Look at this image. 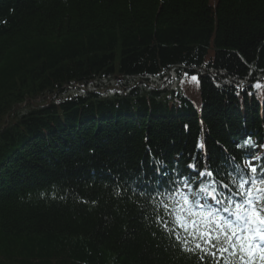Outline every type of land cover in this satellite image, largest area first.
<instances>
[{"label":"trees","instance_id":"obj_1","mask_svg":"<svg viewBox=\"0 0 264 264\" xmlns=\"http://www.w3.org/2000/svg\"><path fill=\"white\" fill-rule=\"evenodd\" d=\"M250 157L264 0H0V264H201L153 198Z\"/></svg>","mask_w":264,"mask_h":264},{"label":"snow or ice","instance_id":"obj_2","mask_svg":"<svg viewBox=\"0 0 264 264\" xmlns=\"http://www.w3.org/2000/svg\"><path fill=\"white\" fill-rule=\"evenodd\" d=\"M191 80L199 83L195 75ZM246 144L254 146L251 140ZM187 167L200 178L198 192L189 196L181 189L192 184L185 175L171 181L175 188L158 189L153 198L163 230L175 235L183 251L198 254L201 264L206 258L207 264H257V257L264 264V166L258 170L251 161L244 168L236 165L228 181L216 179L219 171L198 170L194 160Z\"/></svg>","mask_w":264,"mask_h":264}]
</instances>
